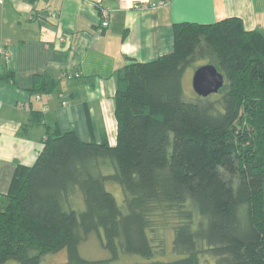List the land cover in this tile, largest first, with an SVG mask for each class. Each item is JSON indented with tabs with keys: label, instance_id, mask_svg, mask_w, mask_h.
<instances>
[{
	"label": "trees",
	"instance_id": "1",
	"mask_svg": "<svg viewBox=\"0 0 264 264\" xmlns=\"http://www.w3.org/2000/svg\"><path fill=\"white\" fill-rule=\"evenodd\" d=\"M203 48L226 85L187 101L182 75ZM57 84L35 74L31 91ZM114 98V144L47 128L35 162L16 167L0 193V264H39L62 249L61 264L122 254L145 259L130 264H264V33L237 16L174 23L172 50L119 68ZM108 182L120 186L121 205ZM165 228L172 259L157 258ZM91 233L108 258L80 255Z\"/></svg>",
	"mask_w": 264,
	"mask_h": 264
},
{
	"label": "crops",
	"instance_id": "2",
	"mask_svg": "<svg viewBox=\"0 0 264 264\" xmlns=\"http://www.w3.org/2000/svg\"><path fill=\"white\" fill-rule=\"evenodd\" d=\"M229 16L264 33V0H0V193L18 165L35 162L47 128L114 144L117 70L170 52L174 23ZM44 72L58 84L36 94L33 76Z\"/></svg>",
	"mask_w": 264,
	"mask_h": 264
},
{
	"label": "rangeland",
	"instance_id": "3",
	"mask_svg": "<svg viewBox=\"0 0 264 264\" xmlns=\"http://www.w3.org/2000/svg\"><path fill=\"white\" fill-rule=\"evenodd\" d=\"M214 61V54L210 52V50L203 48L202 51H197L192 59V61L189 63V65L186 67L184 70V73L182 75V90H183V98L187 101H205L209 99H213L221 93L226 85V82L223 84L222 88H220L217 93H211L207 96H200L198 95L193 87H192V75L194 70L203 64L207 63H212ZM106 188L108 191H110L113 196L115 197L116 201L118 204H122V190L120 186L116 183L108 182L106 183ZM264 190V189H263ZM157 238L156 240L158 241L160 238L164 242V246L166 248V251L164 252V255H157L158 259H172L177 257V254L172 251V232L170 228H165L163 230H160L157 232ZM155 240V241H156ZM80 249L79 253L80 255L84 258L87 259H92V260H97V259H104L109 257V252L104 249L98 240L97 234L96 233H91L88 238L81 242L80 245L78 246V250ZM48 254V253H46ZM44 254L41 259L39 264H51L55 263L54 261L59 262L60 261V255L48 257V255ZM205 258L203 259V262L205 261H211L214 256L209 253H205L203 255ZM145 260L142 256L137 255V254H122L120 255L119 258L110 261L108 264H130L135 261H143Z\"/></svg>",
	"mask_w": 264,
	"mask_h": 264
},
{
	"label": "water",
	"instance_id": "4",
	"mask_svg": "<svg viewBox=\"0 0 264 264\" xmlns=\"http://www.w3.org/2000/svg\"><path fill=\"white\" fill-rule=\"evenodd\" d=\"M191 83L198 95L207 96L223 86L224 76L213 64L207 63L194 70Z\"/></svg>",
	"mask_w": 264,
	"mask_h": 264
},
{
	"label": "built area",
	"instance_id": "5",
	"mask_svg": "<svg viewBox=\"0 0 264 264\" xmlns=\"http://www.w3.org/2000/svg\"><path fill=\"white\" fill-rule=\"evenodd\" d=\"M100 14H101V19H102L101 25H102V27H105L108 24L109 13H108L107 10L103 9V10L100 11ZM36 98H40V96L39 95H36Z\"/></svg>",
	"mask_w": 264,
	"mask_h": 264
}]
</instances>
